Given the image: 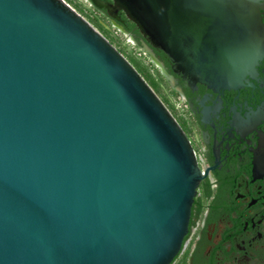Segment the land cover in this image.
Here are the masks:
<instances>
[{"label":"water","instance_id":"water-1","mask_svg":"<svg viewBox=\"0 0 264 264\" xmlns=\"http://www.w3.org/2000/svg\"><path fill=\"white\" fill-rule=\"evenodd\" d=\"M120 11L166 78L235 88L264 57L258 0H85ZM134 68L63 0H0V264H169L202 179Z\"/></svg>","mask_w":264,"mask_h":264},{"label":"flooded vegetation","instance_id":"flooded-vegetation-1","mask_svg":"<svg viewBox=\"0 0 264 264\" xmlns=\"http://www.w3.org/2000/svg\"><path fill=\"white\" fill-rule=\"evenodd\" d=\"M258 4L264 25V0ZM92 8L106 31L116 27L141 48L144 38L120 11L110 17ZM151 51L168 77L155 65L166 87L164 107L203 176L169 264H264V57L239 86L214 89L174 74L164 54Z\"/></svg>","mask_w":264,"mask_h":264},{"label":"rangeland","instance_id":"rangeland-1","mask_svg":"<svg viewBox=\"0 0 264 264\" xmlns=\"http://www.w3.org/2000/svg\"><path fill=\"white\" fill-rule=\"evenodd\" d=\"M70 8H72L79 16H81L95 31L99 30L95 27V20H100L106 25L105 21L101 19L94 9L87 4L84 0H63ZM115 27V26H114ZM103 28V27H102ZM104 29V28H103ZM104 31L107 33L110 45L126 60L132 58L141 66L144 71L154 78L156 81V88L154 94L163 100V92L166 89L162 79L159 78V72L155 64L151 62L146 54L138 48L134 42L125 34L118 31V29L109 27V30ZM108 41V40H107ZM127 61V60H126ZM142 68L140 72L142 73ZM143 75V74H139ZM142 77V76H141ZM148 83V82H147ZM150 87V86H149Z\"/></svg>","mask_w":264,"mask_h":264},{"label":"trees","instance_id":"trees-1","mask_svg":"<svg viewBox=\"0 0 264 264\" xmlns=\"http://www.w3.org/2000/svg\"><path fill=\"white\" fill-rule=\"evenodd\" d=\"M94 25H95V27L99 30V34L102 36V37H104L105 39H106V41L109 43V39H108V35H107V33L104 31V29L102 28V26L97 22V20H95V22H94ZM130 27H132V26H130ZM110 44V43H109ZM127 60V62L134 68V70L138 73V74H143V75H139L143 80H144V82L148 85V86H150V89H152L153 91H154V89L156 88V81L154 80V78H152L151 76H149L145 71H144V69L141 67V66H139L138 64H137V62L135 61V60H133L132 58H130V59H126ZM140 68H142V73L140 72L141 70H140ZM159 76V78L160 79H162L161 78V76H160V74L158 75ZM148 82V83H147ZM155 92V91H154ZM160 101H161V103L164 105V102H163V100L162 99H160L159 97H157Z\"/></svg>","mask_w":264,"mask_h":264}]
</instances>
